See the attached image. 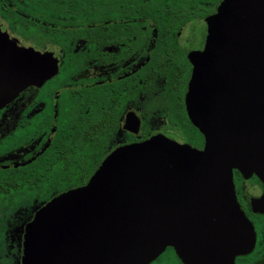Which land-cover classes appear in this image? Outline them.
<instances>
[{"label":"flooded vegetation","instance_id":"af4514ba","mask_svg":"<svg viewBox=\"0 0 264 264\" xmlns=\"http://www.w3.org/2000/svg\"><path fill=\"white\" fill-rule=\"evenodd\" d=\"M223 0H0V29L51 53L56 75L0 109V264H24L25 229L51 199L87 184L114 150L152 138L201 151L178 41ZM241 214L214 215L208 264H264V186L232 171ZM63 185V186H62ZM146 264H186L168 245Z\"/></svg>","mask_w":264,"mask_h":264},{"label":"water","instance_id":"95a60500","mask_svg":"<svg viewBox=\"0 0 264 264\" xmlns=\"http://www.w3.org/2000/svg\"><path fill=\"white\" fill-rule=\"evenodd\" d=\"M178 41L192 65L185 108L203 149L152 138L114 150L85 186L34 215L24 264H146L168 245L186 264H208L214 215L241 220L232 171L264 186V0H223ZM56 71L51 53L0 29V109Z\"/></svg>","mask_w":264,"mask_h":264},{"label":"rangeland","instance_id":"374dc122","mask_svg":"<svg viewBox=\"0 0 264 264\" xmlns=\"http://www.w3.org/2000/svg\"><path fill=\"white\" fill-rule=\"evenodd\" d=\"M63 186V185H62Z\"/></svg>","mask_w":264,"mask_h":264}]
</instances>
